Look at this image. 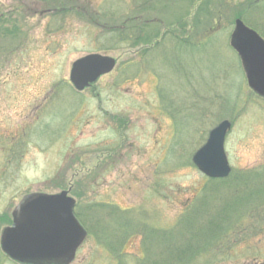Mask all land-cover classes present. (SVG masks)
I'll list each match as a JSON object with an SVG mask.
<instances>
[{
  "label": "rangeland",
  "instance_id": "obj_1",
  "mask_svg": "<svg viewBox=\"0 0 264 264\" xmlns=\"http://www.w3.org/2000/svg\"><path fill=\"white\" fill-rule=\"evenodd\" d=\"M62 10L65 16L53 15ZM237 17L264 38V0H0V234L25 195L69 190L80 204L131 210V217L107 218L88 208L99 210L92 220L113 248L122 245L126 222L143 228V237L122 241L121 264H136L142 238L143 264H166L194 225L190 242H208L207 221L234 218L231 207L221 222L212 215L225 207L221 185L197 200L216 193L212 214L191 207L178 216L209 184L191 161L209 130L230 121L224 148L235 175L264 164V98L248 87L229 44ZM90 53L116 66L78 91L71 66ZM247 179L243 204L263 190L264 173ZM260 215V223L231 224L192 264H264ZM102 244L86 237L68 264H117ZM0 264L19 263L0 248Z\"/></svg>",
  "mask_w": 264,
  "mask_h": 264
},
{
  "label": "water",
  "instance_id": "obj_2",
  "mask_svg": "<svg viewBox=\"0 0 264 264\" xmlns=\"http://www.w3.org/2000/svg\"><path fill=\"white\" fill-rule=\"evenodd\" d=\"M230 45L239 56L248 87L264 97V39L236 18ZM114 66V58L90 53L73 62L69 80L82 91ZM230 127L229 120L220 121L191 157L198 170L210 178H224L231 171L224 149ZM68 193L63 190L22 197L11 213V225L0 234L1 250L19 264H68L73 260L87 232L74 215L75 199Z\"/></svg>",
  "mask_w": 264,
  "mask_h": 264
},
{
  "label": "trees",
  "instance_id": "obj_3",
  "mask_svg": "<svg viewBox=\"0 0 264 264\" xmlns=\"http://www.w3.org/2000/svg\"><path fill=\"white\" fill-rule=\"evenodd\" d=\"M65 13H66V11L62 10L59 12H54L53 15H64L65 16ZM237 16H239V15H237ZM128 29H129L128 27L126 29H121L119 31L120 32L119 34L120 35L126 34L122 30L126 31ZM170 36H173V34ZM182 42L184 44H188L184 40H182ZM201 42L202 41L199 40L197 42V44H199ZM198 105L199 104H197V106ZM252 173H254L256 175L258 173L259 174L264 173V164L257 166V167H254L252 169H241L236 173V175L234 174V171H232L227 178H223V179H212V178L209 179L208 178L209 184L206 183L202 187V189L199 190V193L195 195L193 200L190 202L189 206L180 213L178 218L181 217V215L184 212H186L187 210H189L191 207H193V210H195L196 213L198 212V209L201 207L200 208L201 216L203 214L202 213L203 210L211 212V214H212V212L214 210H216V208H213L212 204L210 205V203H213V199L216 198V196H214V195H217L216 193H214L213 191L210 190V192L207 193L208 197H206L203 200L202 204H201V201L198 203V205L201 204L202 206L197 207L198 206L197 200L199 198H200V200H202L201 196H200L201 192L204 193L206 190H208V188L211 189V187H214L213 186L214 184H219L223 187V188H220V190L222 192V194H221L222 195L221 206L225 204V207L221 208L220 212H215L212 215L213 216L217 215L218 222H221V220L224 218L222 215H220L221 211L224 212L223 214H225V210L228 207H231L234 218L230 219L228 217L227 218V219H229L228 222L226 221L224 224H220V223L217 224L216 222H214V220L212 218H211V220L207 221L208 222L207 236L209 238H206V241H208V240L209 241L204 242L203 245H201V246L199 245L197 247H195V243L194 244L191 243V242H193L191 240L194 239L195 237H197V228L195 227V225H194V227L187 228L186 231H187L190 238L187 237L186 239H188L189 241H181L180 243H176L174 246H172V249H175V250L172 251V254L169 255V257L167 258V260L165 262L166 264H192V261L195 260L196 258H197V262H198L199 261L198 257H200V252H201L202 248H204V245L206 246L205 247L206 250L209 249L208 248L209 245L211 247H213L212 243L215 242V239L217 237L221 238V237H223V235H221V234H223L224 231L228 232L231 230V228H232V227H230L231 224L234 225V224L238 223V226H239V225H241V223L243 224V220H245L246 218H251V219L254 218L252 222L260 223L259 220L262 219V216L260 214H262V213L264 214V185L262 184L263 190L260 191V193L262 192V194H260V193L249 194L248 195L249 198L245 201V204L242 203L243 197H241L244 194V191L250 186V181L248 183L245 181L248 180L247 176H249ZM201 190H203V191H201ZM242 191H243V193L241 194ZM223 192H227V193L223 194ZM211 194H212V196H211ZM234 196H238V197L236 199H234L231 203L226 201L229 199H233ZM208 198L210 201L208 200ZM260 200H262L261 201L262 204H259ZM90 203L91 204H87V203L80 204L79 202H76L75 209H74L75 216L77 217V219L79 220L81 225L87 231V237L92 236L98 242L99 245H101L104 249H106L105 246H103V244H102L103 242L107 244V241L103 239L106 237L105 236L102 237V235L99 236V232H100L98 230L99 228H97V229L95 228V224L92 220L93 219L92 216L97 217L98 214H96V211H99V210L93 209L94 211L91 210L90 212H88V208L90 206L101 208L100 216L107 217V218L108 217L112 218V213H114V212H116L118 214H124L126 217H131L132 215H130V214H133V213L131 212L130 209L129 210H125V209L120 210L118 207H116L112 204H106L105 202L92 201ZM237 205H242V207H238ZM90 209L91 208H89V210ZM204 217H205V215L201 218L202 221H203ZM176 223L177 222L175 221V223L172 224L171 227L173 225H175ZM125 224H128V222H126ZM125 224H124V228H125L126 233H125L124 237L122 238V240H120V244H122V245H123V242H125V240L127 239V237L132 235V233H137V234L142 235L141 231H143V228H139L138 226H136V228L138 230V231H136L134 229L133 225L126 226ZM254 224L255 223L250 224L249 226L254 225ZM197 226H198V224H197ZM98 227H99V225H98ZM228 227H229V229H226ZM255 227H256V225H254V227H250L252 229V232L257 230V229H255ZM164 229L171 230L172 228L169 227V229L168 228H164ZM151 230H153L155 232L166 233V231H164L163 228H156V227L152 226ZM106 234L108 235V237L109 236L111 237V235H112L111 232H109V231L106 232ZM167 236L169 237L170 235H167ZM98 237H99V239H98ZM142 237H143V235H142ZM100 238L103 240L102 242L100 241ZM162 241L167 243L166 235H165V237H162ZM141 243H142L141 246H142V251H143L142 255H141L142 257L139 256L136 259V264L145 263V258L147 255L146 254V245H143V238L141 240ZM235 243L236 242H234L233 244H235ZM107 246L109 248L107 251L110 254L114 255L113 257H115L114 259L117 260V264H121L122 259H123V254L118 253V251H120V249H121V246L118 247L119 250H117L118 249L117 247L113 248V246L110 244L109 245L107 244Z\"/></svg>",
  "mask_w": 264,
  "mask_h": 264
}]
</instances>
